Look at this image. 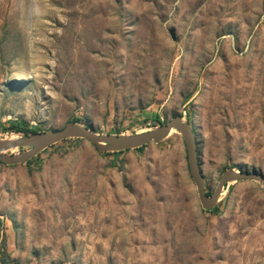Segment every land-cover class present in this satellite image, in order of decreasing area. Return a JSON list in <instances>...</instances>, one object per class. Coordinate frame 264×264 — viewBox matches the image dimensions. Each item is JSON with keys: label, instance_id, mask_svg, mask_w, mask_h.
I'll use <instances>...</instances> for the list:
<instances>
[{"label": "rangeland", "instance_id": "374dc122", "mask_svg": "<svg viewBox=\"0 0 264 264\" xmlns=\"http://www.w3.org/2000/svg\"><path fill=\"white\" fill-rule=\"evenodd\" d=\"M176 115L208 193L230 167L264 175V0H0V129L132 134ZM125 155L68 139L1 171L0 264L3 241L16 264H264L257 183L203 211L177 132Z\"/></svg>", "mask_w": 264, "mask_h": 264}, {"label": "water", "instance_id": "95a60500", "mask_svg": "<svg viewBox=\"0 0 264 264\" xmlns=\"http://www.w3.org/2000/svg\"><path fill=\"white\" fill-rule=\"evenodd\" d=\"M173 131L177 132L184 144L186 163L190 178L195 186L196 197L203 211L216 207L223 189L232 183L250 181L264 189V175L255 171L224 170L211 193L206 191V183L193 127L180 115L172 116L157 127L132 134H100L91 127L76 122H68L62 128L38 132L30 135H17L0 139V163L6 166L26 164L44 150L68 139H80L92 145L99 153H114L134 150L149 144H159ZM22 148L20 154L8 151Z\"/></svg>", "mask_w": 264, "mask_h": 264}, {"label": "trees", "instance_id": "16d2710c", "mask_svg": "<svg viewBox=\"0 0 264 264\" xmlns=\"http://www.w3.org/2000/svg\"><path fill=\"white\" fill-rule=\"evenodd\" d=\"M156 120H158L157 122L160 124H163L162 122L159 121V119L157 118ZM70 122H76V123H81L77 120L72 119ZM86 127H89L87 124H83ZM191 125V124H190ZM194 130V129H193ZM41 132L37 129H34L32 127H30V125L24 121V120H12V121H8V123L4 126L1 127L0 129V133H2L3 135H11V134H17V135H30V134H34V133H38ZM195 132V131H194ZM115 134H120V133H115ZM196 136V135H195ZM53 147V146H52ZM146 146H143L141 148H137L135 149L136 151H142L144 150ZM45 151V150H44ZM43 151V152H44ZM42 153V152H41ZM122 152H114V153H101V154H105V155H113V154H120ZM39 155V154H38ZM37 155V156H38ZM36 158V157H35ZM34 159V158H33ZM32 160H30L29 162H27L26 164L31 163ZM2 165V163H0ZM231 169L235 168L234 167H230ZM217 208H213L212 210H210L209 212H214ZM5 241L2 242V249H3V253H4V257L2 258V263L3 264H16V262L14 260H12L10 258V256L6 253L5 251Z\"/></svg>", "mask_w": 264, "mask_h": 264}, {"label": "crops", "instance_id": "0c3cea01", "mask_svg": "<svg viewBox=\"0 0 264 264\" xmlns=\"http://www.w3.org/2000/svg\"><path fill=\"white\" fill-rule=\"evenodd\" d=\"M50 148H52V147H50ZM47 150L48 149H46L44 152H46ZM133 151H135V149L134 150L123 151L120 154H113L112 157L113 158H118V157H122L123 155L126 156L125 154L130 153V152H133ZM40 154H43V152L40 153ZM24 166H30V164H21V165H13V166H6V165H3V164L2 165L0 164V173H1V171L8 172L9 171V169H8L9 167L17 168L20 171L25 170V172H27L29 169H26V167H24ZM3 198H4V196H3V190L0 187V200L3 199Z\"/></svg>", "mask_w": 264, "mask_h": 264}, {"label": "built area", "instance_id": "2783aa9c", "mask_svg": "<svg viewBox=\"0 0 264 264\" xmlns=\"http://www.w3.org/2000/svg\"><path fill=\"white\" fill-rule=\"evenodd\" d=\"M79 110H81V109H79ZM79 110H78V111H79ZM75 117H76V118H78V116H77V115H76Z\"/></svg>", "mask_w": 264, "mask_h": 264}, {"label": "bare ground", "instance_id": "6f19581e", "mask_svg": "<svg viewBox=\"0 0 264 264\" xmlns=\"http://www.w3.org/2000/svg\"><path fill=\"white\" fill-rule=\"evenodd\" d=\"M29 77V76H28Z\"/></svg>", "mask_w": 264, "mask_h": 264}]
</instances>
